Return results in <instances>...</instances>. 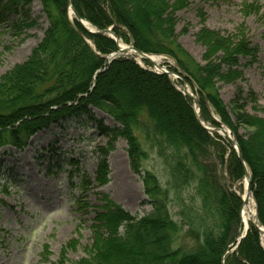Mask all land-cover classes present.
Instances as JSON below:
<instances>
[{"label": "trees", "instance_id": "1", "mask_svg": "<svg viewBox=\"0 0 264 264\" xmlns=\"http://www.w3.org/2000/svg\"><path fill=\"white\" fill-rule=\"evenodd\" d=\"M32 1L9 0L8 3L12 10ZM40 1L49 20L43 39L25 62L0 78V148L5 145L23 148L38 130L93 105L121 125L102 127V133L110 138L107 146L100 148L103 156L122 137L128 142L131 167L139 172L147 154L134 134L138 130L158 149L167 173V189L162 188L154 173L143 174L144 190L153 205L152 211L143 217L131 215L104 195L106 204L101 207L103 212H96L95 220L100 221L92 228L94 236L87 249L88 256L75 264H210V255L217 257L212 264H222L224 252L232 243L230 227L240 223L242 201L220 182L213 181L212 185L204 156L214 155V160L222 165L227 162L228 176L235 182L245 174L237 153L228 146L231 152L226 160L223 139L201 125L191 100L176 89L167 75L147 71L127 57L105 66L107 60L97 53L107 55L117 50L116 42L102 34L87 33L75 18L72 22L67 0ZM158 1L161 8L153 15L147 10L143 13L142 17L147 19L144 25L139 22L144 18L138 17L140 0H71L77 13L97 28L113 27L123 41L130 42V36L137 49L171 56L196 83L204 119L219 126L207 107L209 102L239 143L251 172L258 218L264 225V118H248V124L258 127L250 137L238 134L214 84L199 77L200 67L192 63L189 54L178 44L172 25L168 27L174 21L171 15L164 17L167 0ZM147 26L154 27V32L148 34ZM78 29L93 41L96 51ZM260 128L263 130L259 131ZM170 149L174 153L167 151ZM108 169L107 160L101 159L96 173L99 186L108 182ZM82 185L85 190L91 187L86 179ZM186 191L190 192L186 195ZM196 199L201 200L202 207L194 205ZM172 206L178 208L180 220L173 218ZM257 233L251 224L238 250L226 257L225 264H254L253 259L264 264V248L259 244ZM182 234L195 240L196 248L188 252L175 248V239ZM72 243L70 248L75 247L76 241Z\"/></svg>", "mask_w": 264, "mask_h": 264}, {"label": "rangeland", "instance_id": "2", "mask_svg": "<svg viewBox=\"0 0 264 264\" xmlns=\"http://www.w3.org/2000/svg\"><path fill=\"white\" fill-rule=\"evenodd\" d=\"M140 1L139 18L145 17L142 15L146 10L153 15L161 8L158 0ZM6 2L0 4V78L32 55L49 26L40 0L12 10L5 8ZM167 3L168 7L163 8L164 17L173 16L170 18L174 23H168V27L172 25L178 44L189 54L192 63L200 67L199 77L214 84L238 134L250 137L258 127L248 124V118H264V0H167ZM151 19L156 23L155 18ZM146 20L139 22L147 25ZM147 30L151 34L154 27L147 26ZM124 31L127 32L125 28ZM129 38L130 42L123 43L133 46ZM158 57L162 65L174 67L173 60ZM170 77L179 87L178 76L171 74ZM100 121L105 126H115L108 115L95 109L45 128L46 132L36 133L23 150L10 146L0 149V264H62L61 260L75 264L88 256L87 249L93 243L92 228L100 221L95 220L96 212H103L101 207L106 204L104 195L134 216L151 212L143 174L154 173L162 188L167 189L164 159L145 134L136 130L134 134L147 154L139 172L131 167L127 140L119 138L108 157L110 181L98 186L95 175L101 159L99 148L106 147L110 139L101 134ZM223 144L230 156L229 145ZM167 151L174 153L171 149ZM204 163L208 165L211 183L231 186L241 198V217L242 196L248 190L244 179L232 184L226 178L224 166L218 165L215 169L210 156H204ZM83 179L90 181L89 189L82 186ZM249 189L258 213L252 183ZM193 202L196 207H202L201 200ZM177 212L178 208L172 206L173 218L180 220ZM252 223L264 248L263 230L259 223ZM230 229L234 242L242 231L241 218ZM104 231L108 233L107 229ZM119 231H123L122 226ZM74 241L75 247L70 248ZM174 246L188 252L196 248V242L182 234L175 239ZM210 256V264L216 262V255ZM253 263L259 264V261L253 259Z\"/></svg>", "mask_w": 264, "mask_h": 264}, {"label": "bare ground", "instance_id": "3", "mask_svg": "<svg viewBox=\"0 0 264 264\" xmlns=\"http://www.w3.org/2000/svg\"><path fill=\"white\" fill-rule=\"evenodd\" d=\"M71 12V11H70ZM81 24V23H80ZM81 26H82V28H83V30H85L87 33H89V34H91V32H89L82 24H81ZM86 26L88 27V28H90V26L89 25H87L86 24ZM79 30V29H78ZM79 32H80V34L81 35H83V37H84V39H85V41L88 43L89 42V40H90V38L87 36V35H85L81 30H79ZM120 42H121V46L122 47H126V45H125V43H123V41L122 40H120ZM133 53V52H132ZM152 61L155 63V64H161L159 61H160V57H156V56H154L153 58H152ZM141 62L144 64V62H145V60H141ZM146 63V62H145ZM158 69H161V68H159V67H157ZM154 69H156V68H154ZM158 69H157V71H158ZM159 72V71H158ZM186 92H188L189 94H192V95H194V92H193V90H192V88L190 87V86H186ZM93 108H95V106H93V105H89L88 107H85V108H83L81 111H87V110H89V112H91V109H93ZM102 127L103 128H110L109 126H105L101 121H100V124H99V130L101 131L102 130ZM47 131V130H46ZM45 130H43L42 131V133L43 132H46ZM219 136L223 139L222 141L223 142H227V144L231 147V148H233V149H236V153H237V155H238V157H239V154H238V151H237V149L239 148L240 149V146H239V143H238V146H237V148L233 145V143H232V141H231V139H233V136H232V134H230L229 133V131L228 130H226V132H224V131H220L219 133ZM230 136V137H229ZM119 138H122V137H119ZM118 138V139H119ZM117 139V140H118ZM110 140V139H109ZM117 140L114 142V148L109 152V154L106 156V160H107V163H108V157H109V155H110V153L112 152V151H114V149H115V143L117 142ZM109 142V141H108ZM229 148V147H228ZM241 150V149H240ZM211 157H212V159H213V163H214V167H215V169L217 168V166L218 165H222V164H220L219 162H217V160H214V155H211ZM227 158H228V155L226 154V160H227ZM241 161V160H240ZM242 162V164H243V166H244V168H245V166H246V164L243 162V161H241ZM222 166H224L225 167V169H227V162L224 164V165H222ZM108 170H109V172H110V167H109V163H108ZM108 172V173H109ZM229 181H231L230 180V178H229V176L228 177H226ZM231 183L233 184V182L231 181ZM225 186L226 187H229L228 185H226L225 184ZM165 187H167V186H165ZM231 188V186L228 188V190H230V191H233V190H231L230 189ZM242 199H243V201H244V206H243V209H242V213H241V222H242V231L245 233V230H246V227L250 224V222L251 221H255L256 219H257V217H256V207H255V205H254V201H253V199H252V197H251V195L250 196H248L247 195V193H245L243 196H242ZM262 244L264 245V229H263V231H262Z\"/></svg>", "mask_w": 264, "mask_h": 264}, {"label": "water", "instance_id": "4", "mask_svg": "<svg viewBox=\"0 0 264 264\" xmlns=\"http://www.w3.org/2000/svg\"><path fill=\"white\" fill-rule=\"evenodd\" d=\"M68 4H69V7H71V1H70V0H69ZM71 8H72V7H71ZM73 12L76 14L77 19H78L80 22H82V24L84 25L83 20L79 17V15H77V13L74 11V9H73ZM84 27H85L89 32H94V31L88 29L85 25H84ZM95 32H98V33H101V34H112V35H114V33L112 32L111 29H105V30H97V29H96ZM118 46H119V53H122V54H123V53H128V52H129V49H124V48L120 47V45H118ZM137 52H138L139 55L147 57V55H146L145 53H143V52H141V51H139V50H137ZM197 116H198V119H199V120H202V116H201V113H200V112H199V114H198ZM215 130H219V129H218V128H215ZM224 132H225V131H224ZM231 141H232L233 145L237 148V146H238L237 141H236L235 139H231ZM237 151H238V154H239V159H240L241 161L244 162V159H243V156H242V152H241V150L238 148ZM246 178H247V180H248V194H250V189H249V188H250L251 176H250V173H249L248 170L246 171ZM239 237H240V238H243L244 236L242 235V233H240V236H239Z\"/></svg>", "mask_w": 264, "mask_h": 264}]
</instances>
